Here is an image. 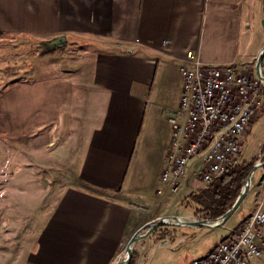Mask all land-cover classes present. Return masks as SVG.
<instances>
[{"label":"crops","instance_id":"obj_1","mask_svg":"<svg viewBox=\"0 0 264 264\" xmlns=\"http://www.w3.org/2000/svg\"><path fill=\"white\" fill-rule=\"evenodd\" d=\"M263 2L0 0V45L67 39L32 69L36 75L62 57L60 66H48L51 74L27 79L16 64L0 76V146L32 145L37 169L53 167V183L65 185L24 264L118 261L143 224L177 196L158 191L165 188L169 119L183 96L187 53L204 65L256 69ZM194 174L187 172L181 188L194 185ZM256 185H264V172ZM177 230L176 239L188 235Z\"/></svg>","mask_w":264,"mask_h":264},{"label":"rangeland","instance_id":"obj_2","mask_svg":"<svg viewBox=\"0 0 264 264\" xmlns=\"http://www.w3.org/2000/svg\"><path fill=\"white\" fill-rule=\"evenodd\" d=\"M262 21L259 31L264 34ZM0 47V76L5 75V69L14 70L17 64L24 69L25 78L33 79L51 74L47 70L50 64L57 67L63 62L62 57L57 64L50 61L47 67L40 69L41 73L33 75L32 69L36 70L44 66L48 61V56L51 57L53 53L63 48L48 50L42 48L38 41L27 40H17L10 44H2ZM5 61L10 63L7 68L2 65ZM58 71L60 68L57 71L53 70L52 73ZM256 122L250 129L252 131L246 142L242 145L239 155L240 164L252 160L256 161V164L264 162V108L259 112ZM31 147L32 145L25 144L21 149L18 144L12 141L0 146V264H24L27 262L35 249L38 233L56 204L64 185L53 183L48 175V169L52 172L53 167L48 168L44 165L38 167L39 170L37 169L35 161L33 162L31 158ZM36 147L39 149L42 162V155L44 157L47 155L45 141L40 140ZM198 169L199 165L196 162L189 171L196 172ZM38 171H40L39 182L36 179ZM263 172L264 168L255 173L248 197L222 226L211 230L195 229L194 233L196 234H193L190 228L175 226L164 227L150 234H147V231L143 232L134 253L139 256V264H187L189 261L205 256L214 248L215 244L222 242L232 232L240 228L242 223L257 209L262 188L256 184L261 180ZM194 175V185L187 186L185 183L184 187L178 191L177 196L164 202L159 213L152 216L151 221L144 223L143 226L165 217H182L186 221H201L195 217L198 207L188 199L192 192L205 187L200 178L196 174ZM177 229L188 234L183 236L184 240L176 239ZM125 250L126 248L123 249L121 256ZM263 258L264 255L255 260L253 264Z\"/></svg>","mask_w":264,"mask_h":264},{"label":"built area","instance_id":"obj_3","mask_svg":"<svg viewBox=\"0 0 264 264\" xmlns=\"http://www.w3.org/2000/svg\"><path fill=\"white\" fill-rule=\"evenodd\" d=\"M125 50L133 53L132 48ZM180 72L183 96L169 119L173 136L160 196L176 195L196 162L195 174L204 185L239 166L243 139L264 108V85L256 69L243 64L204 65L197 54L188 52ZM263 255L264 185L257 209L240 228L187 264H253Z\"/></svg>","mask_w":264,"mask_h":264},{"label":"trees","instance_id":"obj_4","mask_svg":"<svg viewBox=\"0 0 264 264\" xmlns=\"http://www.w3.org/2000/svg\"><path fill=\"white\" fill-rule=\"evenodd\" d=\"M262 69L264 75V61ZM255 164L254 160L244 161L204 188L192 192L188 199L198 207L195 217L201 221L222 218L239 198ZM128 264H139V256L134 254Z\"/></svg>","mask_w":264,"mask_h":264},{"label":"water","instance_id":"obj_5","mask_svg":"<svg viewBox=\"0 0 264 264\" xmlns=\"http://www.w3.org/2000/svg\"><path fill=\"white\" fill-rule=\"evenodd\" d=\"M263 15H264V2H263ZM262 25L264 28V18L262 21ZM67 45V39L64 36H60L48 41H43L40 43V46L44 49H57V48H64ZM263 61H264V47L260 51L257 60H256V70L259 79L264 83V75H263ZM264 168V162H258L255 167L253 168L247 183L245 187L243 188L239 198L233 205V207L220 219L215 220V221H210V220H202V221H186L182 217H165L160 219L157 222H153L151 224H147L143 226L140 230H138L134 236L131 238L129 241L127 247H126V252L128 251V254L125 256L124 259L120 257L118 261L115 264H128L130 260L133 257V254L135 253L136 245L139 242V240L142 238L143 232L147 231V234L152 233L155 230L164 228V227H191V228H198V229H215L223 224H225L228 219L238 210V208L243 204L245 199L248 197L250 191H251V186L254 181V176L257 171L260 169Z\"/></svg>","mask_w":264,"mask_h":264},{"label":"bare ground","instance_id":"obj_6","mask_svg":"<svg viewBox=\"0 0 264 264\" xmlns=\"http://www.w3.org/2000/svg\"><path fill=\"white\" fill-rule=\"evenodd\" d=\"M263 85H264V83H263ZM141 240V239H140ZM139 240V241H140ZM128 254V251L126 252V250H125V252H124V254L121 256L122 257V259H124L125 258V256Z\"/></svg>","mask_w":264,"mask_h":264}]
</instances>
